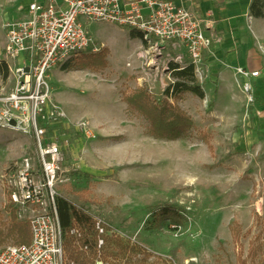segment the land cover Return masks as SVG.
Listing matches in <instances>:
<instances>
[{"label": "rangeland", "instance_id": "rangeland-1", "mask_svg": "<svg viewBox=\"0 0 264 264\" xmlns=\"http://www.w3.org/2000/svg\"><path fill=\"white\" fill-rule=\"evenodd\" d=\"M87 24L97 48L87 57L105 56L104 66L79 63V57L51 70L46 80L52 102L66 116L63 123L50 120L45 128L47 141L66 146L57 198L90 215L104 239L144 251L122 255L119 264H264L261 108L245 104L239 122L207 124L209 109L202 104L189 109L190 117L179 106L182 97L169 98L170 105L187 114L192 128L177 141L157 139L148 120L126 100L142 90L161 105L171 62L160 60L155 50L156 62L147 69L137 39H122L105 24ZM3 30L0 61L8 66V78L0 80L2 99L14 90L18 67L5 58L7 27ZM240 107L235 105L237 111ZM75 121L87 124V137L72 127ZM37 158L32 136L0 131V176L20 167L23 159L40 174ZM162 208L181 211V226L161 221L154 213ZM11 213L0 187V249L15 245L5 239Z\"/></svg>", "mask_w": 264, "mask_h": 264}, {"label": "built area", "instance_id": "built-area-1", "mask_svg": "<svg viewBox=\"0 0 264 264\" xmlns=\"http://www.w3.org/2000/svg\"><path fill=\"white\" fill-rule=\"evenodd\" d=\"M87 23L105 24L139 34L144 51H158V44H179L193 67L198 85L206 77L205 57L218 40L207 35L203 23L189 10L165 0H54L33 3L22 19L7 25L4 55L8 62L23 65L14 70L17 84L11 94L0 98V131L32 136L37 146L40 174L28 159L20 167L8 168L0 176L5 202L16 222L30 230L29 245H7L0 249V264H64L61 228L55 188L64 164L65 147L46 140L49 121L63 123L65 114L51 100L48 73L67 67L72 59L95 54L97 48ZM89 25V24H88ZM159 52V51H158ZM237 87L246 105L253 104V84L259 73L237 69ZM72 127L88 136L87 124ZM98 234L103 229L96 224ZM103 242L98 241V247Z\"/></svg>", "mask_w": 264, "mask_h": 264}, {"label": "crops", "instance_id": "crops-1", "mask_svg": "<svg viewBox=\"0 0 264 264\" xmlns=\"http://www.w3.org/2000/svg\"><path fill=\"white\" fill-rule=\"evenodd\" d=\"M50 1L52 0H0V39L5 38L3 29L10 23L22 19L29 5L48 4ZM54 1L57 5L62 3V0ZM165 1L189 10L203 23L207 35L218 40L205 57L206 77L203 84L198 86L203 91L204 98L198 99L191 94L178 95L177 97H182L179 106L183 110L186 109L191 117L189 109L194 105L200 107L202 104L204 109H209L204 117L207 124L239 122L243 112L242 106L246 104L245 97L240 91L237 93L236 89L239 82L236 70L241 69L248 73H259V78L255 79L253 84L252 105L261 108L262 121H264V17L255 18L251 15L250 7L253 0ZM87 26L89 27L88 24ZM116 30L117 36L119 34L124 36L122 39H132L130 36L132 32L128 33L117 28ZM137 40L142 44L140 38ZM114 42L112 40L111 45H105L110 49ZM1 50L0 47V54ZM158 51L161 53L160 60L163 59L162 57L167 58L168 62L180 68L189 65L186 52L179 44H158ZM152 55L151 52L147 56L144 55L147 69L156 62V60L152 61ZM170 55L173 57L171 58ZM25 60L26 57L21 58L16 65H23ZM151 70L158 68L152 67ZM172 73L173 70L168 67L167 73L164 74L167 78L171 77L169 85L174 81ZM238 103L241 107L237 111L235 105Z\"/></svg>", "mask_w": 264, "mask_h": 264}, {"label": "trees", "instance_id": "trees-1", "mask_svg": "<svg viewBox=\"0 0 264 264\" xmlns=\"http://www.w3.org/2000/svg\"><path fill=\"white\" fill-rule=\"evenodd\" d=\"M250 13L255 18L264 17V0H253ZM130 36L132 39L140 38L139 34L134 32L130 33ZM143 46L145 45L143 44ZM87 56L80 57L79 63L89 60V63L95 68L104 66L102 63H104L105 56ZM169 67L173 70L174 81L164 91L165 100L161 105L154 104L147 93L142 90H138L126 102L129 107L137 109L148 120L154 137L173 142L185 135L192 128V123L185 112L169 104V98L191 94L198 99H203L204 93L198 87L191 65L180 68L171 62ZM0 77L1 80L8 78V66L2 61H0ZM56 205L62 235L64 264H109L110 260L111 264H119L118 259L122 255L138 256L144 253L136 246L124 245L118 239H104L103 236L98 235L96 222L83 209H79L61 198H57ZM154 214L161 221H168L173 226L180 227L182 224L181 211L179 210L162 208ZM5 239L13 241L15 245H29L30 243L29 227L16 222L14 212L11 213V223L6 229ZM100 239L103 240V247H98ZM161 264L173 263L164 261Z\"/></svg>", "mask_w": 264, "mask_h": 264}]
</instances>
